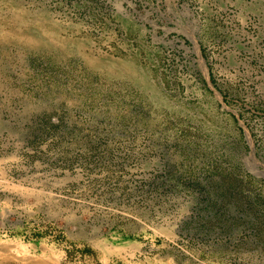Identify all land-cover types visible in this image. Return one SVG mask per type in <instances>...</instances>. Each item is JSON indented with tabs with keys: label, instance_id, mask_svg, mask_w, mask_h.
<instances>
[{
	"label": "rangeland",
	"instance_id": "rangeland-1",
	"mask_svg": "<svg viewBox=\"0 0 264 264\" xmlns=\"http://www.w3.org/2000/svg\"><path fill=\"white\" fill-rule=\"evenodd\" d=\"M0 264H264V0H0Z\"/></svg>",
	"mask_w": 264,
	"mask_h": 264
},
{
	"label": "bare ground",
	"instance_id": "bare-ground-1",
	"mask_svg": "<svg viewBox=\"0 0 264 264\" xmlns=\"http://www.w3.org/2000/svg\"><path fill=\"white\" fill-rule=\"evenodd\" d=\"M24 260V259H23ZM25 261V260H24Z\"/></svg>",
	"mask_w": 264,
	"mask_h": 264
}]
</instances>
